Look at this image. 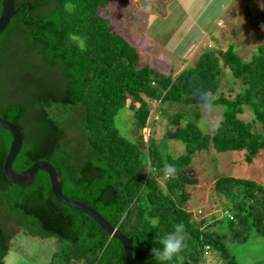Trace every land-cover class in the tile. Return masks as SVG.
Returning a JSON list of instances; mask_svg holds the SVG:
<instances>
[{
    "label": "trees",
    "instance_id": "16d2710c",
    "mask_svg": "<svg viewBox=\"0 0 264 264\" xmlns=\"http://www.w3.org/2000/svg\"><path fill=\"white\" fill-rule=\"evenodd\" d=\"M113 1L16 0L18 11L0 34V116L24 137L12 165L52 163L64 194L93 206L132 239L134 264H202L211 251L223 264H237L226 241L245 243L253 232L264 237V186L217 178L215 191L236 197L226 221L196 219L185 205L189 186L200 182L195 152L245 151L248 163L264 152V41L249 60L231 43L167 74L140 66L137 47L112 27ZM3 6L0 0V14ZM224 70L243 85L234 96L219 92ZM14 85L20 89L7 96ZM151 102L168 120L165 138L185 145L181 155L164 154L151 135L132 140L117 127L116 116L128 107L136 128H146ZM173 103L222 106L224 118L207 134L201 114L167 112ZM244 110L251 121L241 118ZM13 138L0 125V264L20 231L56 239L51 264H126L121 242L58 200L45 171L27 184L8 179L3 165Z\"/></svg>",
    "mask_w": 264,
    "mask_h": 264
},
{
    "label": "rangeland",
    "instance_id": "374dc122",
    "mask_svg": "<svg viewBox=\"0 0 264 264\" xmlns=\"http://www.w3.org/2000/svg\"><path fill=\"white\" fill-rule=\"evenodd\" d=\"M189 2V3H188ZM232 2V3H231ZM240 0H181L175 2L172 9L175 10V15L170 16L167 22L158 21L153 25V29L159 31L162 34H166L169 28H176L177 25L181 28V35L185 33L188 23L192 18L188 20L181 19L183 8L181 3L185 4L188 8L190 4L191 15L198 14V22L200 26L205 25L207 21L214 20L212 27L209 29V33L217 29L218 25H223L227 21V26L223 29L222 42L216 41V36L211 35L214 44H209L205 50L217 51L221 48L226 49L229 44L232 43V35L237 34L239 38L235 41L237 53L244 59L249 60L253 53L257 52L258 47L264 41V0H246V5L242 10L238 11L237 4ZM226 4V6H224ZM117 2H113L109 8L110 16L112 18V27L117 29L122 20H129L128 13H125L126 6ZM129 7H134V2H130ZM205 7V12L200 13L201 7ZM135 10L140 8V4H136ZM223 10L221 11V9ZM121 9V10H120ZM123 9V10H122ZM120 11V12H119ZM230 17V19H228ZM157 20V19H156ZM155 20V21H156ZM183 20V21H182ZM152 26V25H151ZM166 30L161 31L162 29ZM168 34V33H167ZM166 34V35H167ZM235 34V35H236ZM165 35V36H166ZM179 34L175 35L173 41L177 42ZM191 37H195L196 33H191ZM247 37L249 39L248 43L243 41L242 38ZM211 38V37H210ZM191 38H187L185 42L178 43L173 46L172 42L169 43V50L172 52L177 48L178 52H183L188 46L187 43ZM212 43V42H211ZM204 52V51H203ZM152 54V53H151ZM157 55H159L157 53ZM169 57L176 61L170 66L167 62L166 65H161L163 59L156 56L153 53L156 64L158 63L162 67H166L163 71L167 74L178 73L181 65V58L176 59L173 54L168 52ZM179 56V55H177ZM150 59L147 55H141L140 66L147 65ZM189 61V60H188ZM26 78H28L26 76ZM44 80L43 78H41ZM45 80L47 81L46 75ZM52 78H49L47 82H52ZM243 87L242 83L235 79L231 71L224 70L221 76V88L220 93L226 95H235ZM20 87L18 85L7 87L6 95L15 94ZM234 90L233 92H231ZM245 109V108H244ZM167 112L175 111H186L190 114L199 113L201 118L199 120V127L204 133L212 134L224 118V107L222 106H212V105H187L183 103L170 104L167 106ZM151 118L149 119L148 126L142 130H139L135 126V120L133 112L125 107L121 109L116 116V125L120 129L121 133L130 139H135L139 135H142L143 140L147 141L148 138L153 136L161 150L164 154H171L172 157H177L185 152V145L178 140H170L165 138V133L169 127L168 120L163 117L159 112L158 103L151 102ZM241 118L245 121H251L252 115L247 110L241 115ZM256 131H261L260 127L256 126ZM235 151L219 152L214 148H209L207 150L197 151L193 155L192 165L196 168L200 182L195 186H189L188 190L191 193L190 199L185 205V208L193 211V215L196 219H206L211 222L217 218L225 219L228 218L229 210L232 206L233 200H236L234 195L227 196L223 193L216 192L214 189V183L216 178L223 176H231V171L226 168V160L232 156H235ZM261 153V152H260ZM257 166L246 174L243 179L252 180L259 185L264 186V152L258 156ZM251 171H253L251 173ZM236 177V176H235ZM240 177V176H239ZM161 184L164 183L163 179H160ZM216 230H220L222 233L228 235L226 229H220V225L217 224ZM227 246L231 254L235 257L237 264H264V237L258 233L253 232L250 239L245 243H238L231 241L229 238L226 241ZM57 241L55 238H41L39 236H30L23 231H20L12 240L10 250L4 258V264H51L52 255L56 249ZM72 264H81L80 260H74ZM202 264H223V260L216 251H211L209 255L206 256V261Z\"/></svg>",
    "mask_w": 264,
    "mask_h": 264
},
{
    "label": "crops",
    "instance_id": "0c3cea01",
    "mask_svg": "<svg viewBox=\"0 0 264 264\" xmlns=\"http://www.w3.org/2000/svg\"><path fill=\"white\" fill-rule=\"evenodd\" d=\"M131 1L134 2L133 8L129 7L131 6L130 5ZM177 1H179V3L181 2V0H114L113 1V2H117L118 6H120L119 3H122L123 6L125 5L126 9L124 12L129 14L128 16L129 20L126 19L122 20V22L117 27V29L116 27L114 29L117 32L121 33L123 36H125L131 44L137 47L140 53V58L141 55H147L150 60L146 63H148V65L158 68L162 72H164L163 70L166 69V67L161 66L162 64L166 65L167 62H169L170 63L169 67H172V64L176 62L169 57L168 52L172 53L173 57H175L176 59L181 58V61H179L181 65L180 69L178 70L179 73L189 63H193L198 59L200 54L203 53V51H205L208 41L210 42L209 44L215 43L214 41H212V38H214L215 36H216V41L220 42V44H223L222 33L225 26H227L226 24L227 21H226L225 24L218 25L214 33L213 32L209 33V29L210 27H212L213 21H215V19L209 20L205 25L200 26L197 19L198 14L191 15L190 13V4L187 8L185 7L184 3H181V6L183 8V13H182L183 17L181 19L184 18V20L185 19L188 20L189 18H192L191 21L188 23L185 33L183 35L180 34L181 28L178 25L176 28L175 27L169 29L164 28L161 30L163 31L167 29L168 30V32H166V34L168 33L167 35L162 34L159 31L153 29L152 27L154 24H156V22L158 21L167 22L170 19V16L175 15L174 13L175 10L172 9L171 7ZM138 3L141 6L140 8L135 10V7H137L135 5ZM245 5H246V0H240V2L237 4L238 11L242 10V8ZM224 6H226V4ZM205 7H206L205 5L201 7L199 14L204 13L206 11ZM222 10L223 8L221 9V11ZM228 19H230V17ZM191 33H196V36L191 37L190 35ZM176 34H179L177 37V40L179 39V41L177 42L173 41L175 39ZM235 34H233L231 37L233 39L232 43L235 46H237L235 44L236 43L235 41L239 38V35L237 34L235 35ZM211 35H214V37H212ZM187 38H191V40L187 43L188 46L185 48V50L182 49L183 52H178L177 48L173 52L169 50L170 48L168 45L169 43H171V41H173L172 42L173 46L181 42H185L186 44ZM242 39L243 41H246V43H248L249 41L247 37ZM153 53L156 54V56L158 57L160 56L161 59H163V63H160L161 65H159L158 63L156 64V62H154V60L155 61L157 60L154 58ZM157 53L159 55H157ZM151 58H153L154 60L151 61ZM234 153L235 156H232L226 160L227 162L226 168H228L231 171L232 173L231 176L234 177L236 176L238 178L243 179V177L246 174H248L250 170H252L254 167L257 166L256 164H258L257 162L260 159L258 156L261 155L262 152L256 158H254L253 162L251 163L247 162L245 151H235ZM252 172L253 171H251V173Z\"/></svg>",
    "mask_w": 264,
    "mask_h": 264
},
{
    "label": "water",
    "instance_id": "95a60500",
    "mask_svg": "<svg viewBox=\"0 0 264 264\" xmlns=\"http://www.w3.org/2000/svg\"><path fill=\"white\" fill-rule=\"evenodd\" d=\"M32 5L30 4V7ZM18 8L16 7V0H4V6L0 14V34L8 26L12 16L16 14ZM0 125L9 128L14 135L13 141L9 147L8 154L4 161V172L8 179L14 183L27 184L33 181L34 176L38 170L45 171L50 179L52 192L55 197L61 202L77 207L90 216L102 229L108 232L111 236L118 239L125 252L126 264H134L133 258V243L132 239L121 232L117 227L113 226L97 209L93 206L73 199L62 192V177L57 173L54 165L47 160L41 159L34 162L24 170H18L13 167L12 162L23 144V133L21 129L10 120L0 116Z\"/></svg>",
    "mask_w": 264,
    "mask_h": 264
},
{
    "label": "built area",
    "instance_id": "2783aa9c",
    "mask_svg": "<svg viewBox=\"0 0 264 264\" xmlns=\"http://www.w3.org/2000/svg\"><path fill=\"white\" fill-rule=\"evenodd\" d=\"M229 216L232 217V215L229 213ZM208 248V247H207Z\"/></svg>",
    "mask_w": 264,
    "mask_h": 264
}]
</instances>
